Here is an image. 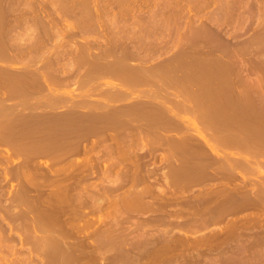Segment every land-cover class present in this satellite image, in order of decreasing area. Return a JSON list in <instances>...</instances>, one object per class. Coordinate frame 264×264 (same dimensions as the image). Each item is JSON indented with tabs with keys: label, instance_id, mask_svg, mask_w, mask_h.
Instances as JSON below:
<instances>
[{
	"label": "rangeland",
	"instance_id": "obj_1",
	"mask_svg": "<svg viewBox=\"0 0 264 264\" xmlns=\"http://www.w3.org/2000/svg\"><path fill=\"white\" fill-rule=\"evenodd\" d=\"M0 264H264V0H0Z\"/></svg>",
	"mask_w": 264,
	"mask_h": 264
},
{
	"label": "bare ground",
	"instance_id": "obj_2",
	"mask_svg": "<svg viewBox=\"0 0 264 264\" xmlns=\"http://www.w3.org/2000/svg\"><path fill=\"white\" fill-rule=\"evenodd\" d=\"M132 77H133V76H132ZM133 79H134V78H133ZM137 80H138V79H137ZM130 82H131V81H130ZM130 82H129V83H130ZM131 83H132V82H131ZM29 207H30V206H29Z\"/></svg>",
	"mask_w": 264,
	"mask_h": 264
}]
</instances>
